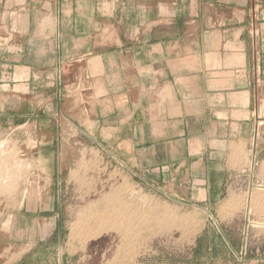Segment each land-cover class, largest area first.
<instances>
[{
  "label": "crops",
  "instance_id": "crops-1",
  "mask_svg": "<svg viewBox=\"0 0 264 264\" xmlns=\"http://www.w3.org/2000/svg\"><path fill=\"white\" fill-rule=\"evenodd\" d=\"M0 5V80L28 87L55 80L58 100L78 102L60 113L70 127L56 147L101 151L134 189L135 214L150 212L154 230L160 197L203 210L216 235L202 231L193 249L203 246L207 264L264 263L245 256L250 210L264 212V194L256 193L264 188V0ZM81 155L71 163H83ZM75 188L89 196L93 179L83 175ZM62 197L57 192L56 221L69 211ZM143 197L151 199L145 209Z\"/></svg>",
  "mask_w": 264,
  "mask_h": 264
},
{
  "label": "rangeland",
  "instance_id": "rangeland-1",
  "mask_svg": "<svg viewBox=\"0 0 264 264\" xmlns=\"http://www.w3.org/2000/svg\"><path fill=\"white\" fill-rule=\"evenodd\" d=\"M21 81L0 80V264H207L203 246L193 249L202 231L207 238L216 235L203 210L160 197L158 229L150 228V212L135 214L134 189L101 151L56 147L70 127L62 125L60 113L78 102L58 100L62 88L55 80H31L29 87ZM77 152L83 163L72 164ZM83 175L93 179L94 190L77 197ZM258 190L264 194L263 187ZM57 192L69 211L56 221ZM147 199L138 201L144 209L151 204ZM166 204L174 208L167 212ZM249 221L246 238L253 245L245 256L264 257L262 208H252ZM29 252L38 257L29 259Z\"/></svg>",
  "mask_w": 264,
  "mask_h": 264
},
{
  "label": "water",
  "instance_id": "water-1",
  "mask_svg": "<svg viewBox=\"0 0 264 264\" xmlns=\"http://www.w3.org/2000/svg\"><path fill=\"white\" fill-rule=\"evenodd\" d=\"M211 218L214 220V218L212 217V215H211Z\"/></svg>",
  "mask_w": 264,
  "mask_h": 264
}]
</instances>
